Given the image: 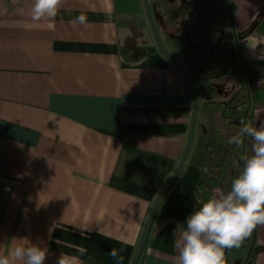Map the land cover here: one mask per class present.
<instances>
[{
	"label": "crops",
	"instance_id": "1",
	"mask_svg": "<svg viewBox=\"0 0 264 264\" xmlns=\"http://www.w3.org/2000/svg\"><path fill=\"white\" fill-rule=\"evenodd\" d=\"M229 1L240 56L264 69V0ZM32 5L0 0V255L26 238L47 248L44 264L62 253L131 264L187 146L195 111L187 81L197 101L191 145L135 263L176 264L173 233L208 179L189 161L200 103L182 59L167 55L183 73L159 49L144 0H65L40 21ZM80 15L83 25L74 23ZM245 123L264 124V102ZM252 236L254 264H264V225ZM247 247L226 249L225 264H243Z\"/></svg>",
	"mask_w": 264,
	"mask_h": 264
},
{
	"label": "trees",
	"instance_id": "2",
	"mask_svg": "<svg viewBox=\"0 0 264 264\" xmlns=\"http://www.w3.org/2000/svg\"><path fill=\"white\" fill-rule=\"evenodd\" d=\"M162 26L164 51L183 61L199 100L196 137L189 154L192 165L208 174L195 188L199 201L213 189L230 190L243 168L241 156L251 155V141L242 148L229 144L245 123L249 109L264 102V69L243 59L231 28L229 0H152ZM253 234V232H252ZM252 234L247 237L243 264H254Z\"/></svg>",
	"mask_w": 264,
	"mask_h": 264
},
{
	"label": "clouds",
	"instance_id": "3",
	"mask_svg": "<svg viewBox=\"0 0 264 264\" xmlns=\"http://www.w3.org/2000/svg\"><path fill=\"white\" fill-rule=\"evenodd\" d=\"M65 0H33L31 19L40 21L54 18ZM87 17L80 15L74 23L85 24ZM246 139L251 141V155L241 156L242 171L225 193L197 201L199 207L177 225L173 235L177 251L176 264H225V250L239 247L258 225H264V124L253 126L243 123L239 132L228 143L242 148ZM83 255L85 250L78 248ZM47 248L21 238L5 255L0 264H44ZM117 256L115 249L110 252ZM58 264H82L76 255L61 254Z\"/></svg>",
	"mask_w": 264,
	"mask_h": 264
},
{
	"label": "water",
	"instance_id": "4",
	"mask_svg": "<svg viewBox=\"0 0 264 264\" xmlns=\"http://www.w3.org/2000/svg\"><path fill=\"white\" fill-rule=\"evenodd\" d=\"M144 1H145V6H146V11H147L148 19H149V22H150V25H151L152 31H153L154 36H155V40H156V42H157V44H158V47H159V49L161 50V52H162L165 56H167V54L164 52V50H163V48H162V46H161V44H160L159 38H158V36H157V33H156L155 28H154V26H153V23H152V21H151V18H150V15H149V10H148V4H147V1H146V0H144ZM167 57H168V56H167ZM168 58H169V57H168ZM169 59L172 61L171 58H169ZM172 62L174 63V65L176 66V68H177L181 73H183L182 70H181V68H180V67H179L174 61H172ZM185 84H186V88H187V90H188V92H189L191 98L193 99L194 106H195V111H194V115H193V118H192V121H191V126H190V132H189V137H188L187 146H186L185 152H184V154H183V156H182V158H181V160H180V162H179V165H178V167H177V170L175 171V173H174V175L172 176V178L170 179V181H169V182L166 184V186L162 189V191L159 193V195L157 196L156 200H155L154 203H153V206H152V208H151V210H150V213H149V216H148V219H147V222H146V225H145V228H144V231H143V234H142V237H141L140 243H139V245H138V247H137V250H136V252H135V255H134V258H133L131 264H135V263H136V260H137V258H138V255H139V253H140V251H141V248H142V246H143V243H144V241H145V238H146V235H147V232H148V229H149V225H150V222H151L152 216H153V214H154L155 208H156V206H157V204H158V202H159L161 196L163 195V193L165 192V190L167 189V187L171 184V182L174 180V178L176 177L177 173H178L179 170L181 169V167H182V165H183V163H184V160H185V158H186V156H187V154H188V151H189L190 145H191L192 132H193V127H194L195 118H196V114H197V101H196V98H195L193 92L191 91V89H190V87H189L187 81H185Z\"/></svg>",
	"mask_w": 264,
	"mask_h": 264
},
{
	"label": "rangeland",
	"instance_id": "5",
	"mask_svg": "<svg viewBox=\"0 0 264 264\" xmlns=\"http://www.w3.org/2000/svg\"><path fill=\"white\" fill-rule=\"evenodd\" d=\"M146 1L148 4V10H149V15H150L151 21H153L154 11L152 12V3L150 0H146Z\"/></svg>",
	"mask_w": 264,
	"mask_h": 264
}]
</instances>
